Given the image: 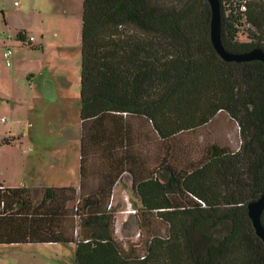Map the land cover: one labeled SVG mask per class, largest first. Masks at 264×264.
Masks as SVG:
<instances>
[{"label": "trees", "instance_id": "1", "mask_svg": "<svg viewBox=\"0 0 264 264\" xmlns=\"http://www.w3.org/2000/svg\"><path fill=\"white\" fill-rule=\"evenodd\" d=\"M219 4L224 48L264 51V0ZM210 17L207 0H82L79 190L0 185V245L73 244L75 264H264L247 214L264 193V64L222 60ZM220 114L234 148L178 145ZM125 173L139 243L115 234Z\"/></svg>", "mask_w": 264, "mask_h": 264}, {"label": "rangeland", "instance_id": "2", "mask_svg": "<svg viewBox=\"0 0 264 264\" xmlns=\"http://www.w3.org/2000/svg\"><path fill=\"white\" fill-rule=\"evenodd\" d=\"M0 9L7 13L4 16L0 11V43L7 37H12L10 42L15 43L10 46L12 53L7 59L3 57L0 47V143L3 137H17L20 130L28 129L35 118L29 107L33 104L31 94L34 86L41 79L53 81L56 100L49 102L47 109L41 110L42 133L38 136L35 129H31L45 147L41 151L42 159L27 157L23 163L26 166L36 163L38 168H42L40 173L45 183L53 181L77 185L79 137L76 129L80 124L82 0H0ZM21 10L25 11L24 19L34 16L43 30V37L33 34L35 41L32 42L40 44L38 49L15 41L13 31L5 27L6 17L10 24H14L20 20L17 11ZM246 27H242L238 34L240 40H247ZM25 124L27 126L23 128ZM236 140L235 126L220 114L203 129L183 133L178 139L179 143L176 142L178 145L188 143L191 151L196 152L199 149L195 147L196 144L205 146L216 142L232 149ZM24 141L22 138L16 142L19 146ZM5 145L8 144L0 145V150ZM27 147L25 145L22 151H27ZM179 147L183 149L182 145ZM13 164L17 165V161L13 160ZM20 172L18 167L10 168L6 176L17 178ZM137 204L138 199L129 190L128 177L124 176L112 199L116 211L115 234L119 239L139 243L144 238L142 233L138 235L139 226L134 214L129 212ZM158 227L163 233L165 226L158 224ZM214 233L216 235L217 231ZM74 250L73 244L63 243L0 246V264H75Z\"/></svg>", "mask_w": 264, "mask_h": 264}, {"label": "crops", "instance_id": "3", "mask_svg": "<svg viewBox=\"0 0 264 264\" xmlns=\"http://www.w3.org/2000/svg\"><path fill=\"white\" fill-rule=\"evenodd\" d=\"M16 4V1H15ZM0 11L4 14V16H7V13L3 12L2 9ZM18 12V19L21 16L20 20L18 22H14L10 24L9 20L6 17L5 20V27H8L10 31H13V38L16 40V34L18 32H24L26 38L29 40L32 36L34 38L33 41H35V37L33 34H39L41 37H43V30L39 28L37 25L36 19L34 16H29L28 18L23 17V13L25 14V11H17ZM27 20L28 22L24 21ZM27 23V24H24ZM9 39V40H8ZM12 37H7V40H3L0 43V47L2 48V54L3 51L6 47H12L13 44L10 42ZM10 42V43H9ZM21 45H23L20 41H18ZM33 43V42H32ZM34 44V43H33ZM38 45L40 48V44H35ZM25 46V45H23ZM10 47V48H11ZM20 51H22L20 49ZM17 54H15L16 56ZM4 57V56H3ZM35 90L32 91V98H33V104L30 105L32 113L34 115V120L31 121L29 124V132H27L28 129H23L19 131V135L17 137H3L1 139L2 144H8L5 145L6 147H3L0 150V185L3 187H10V188H22L25 187L30 190L31 195L34 199H37L40 196L41 190L46 187H75L77 190H79V166H78V183L77 185H72L70 186L69 183H54L53 181L51 183H45L43 180V176L40 173L42 168H38L36 163H31L30 165L26 166L24 164V160L27 157H32V158H38L42 157V150H45L44 145L40 144V139L36 136V133H33L31 131L32 128L35 129V131L38 133V136H40L41 128V120H40V113L42 108L47 109L48 108V103L56 100V92H55V85L54 82L51 80H46V79H41L38 81L37 85L34 86ZM80 118V117H79ZM27 124L24 125L23 128H26ZM76 135L79 137V156H80V137H81V120L78 128L76 129ZM24 138L26 141L20 142L19 146L16 141ZM8 139V142H2V140ZM15 139H17L15 141ZM65 139V138H64ZM27 147V151L23 152L22 148L24 146ZM80 158V157H79ZM42 159V158H41ZM13 160L17 161V165L13 164ZM54 162H56V159H54ZM18 167V169L21 170L19 177L17 178H10L7 177L6 174H9L10 168ZM124 176L128 177V185H129V190L133 194L131 190V180L132 178L128 174H124L120 180H118L112 190V199L114 196V193L116 192L117 186L124 180ZM117 184V185H116ZM134 195V194H133ZM23 245V244H20ZM0 246H12V245H0Z\"/></svg>", "mask_w": 264, "mask_h": 264}, {"label": "water", "instance_id": "4", "mask_svg": "<svg viewBox=\"0 0 264 264\" xmlns=\"http://www.w3.org/2000/svg\"><path fill=\"white\" fill-rule=\"evenodd\" d=\"M210 9V40L218 56L226 62L261 61L264 64V51L254 47L245 52H231L224 48L221 41V13L219 0H207ZM264 211V193L257 199L247 204V214L251 220L256 235L264 243V225L261 222V214Z\"/></svg>", "mask_w": 264, "mask_h": 264}, {"label": "built area", "instance_id": "5", "mask_svg": "<svg viewBox=\"0 0 264 264\" xmlns=\"http://www.w3.org/2000/svg\"><path fill=\"white\" fill-rule=\"evenodd\" d=\"M241 9L244 10L245 7L242 6ZM29 40H30V41H33V38L31 37ZM11 53H12L11 48H10V47H6V48L4 49V51H3V56H4V58H6V59L9 58V56L11 55ZM129 212L132 213V214H135V209H131V210H129Z\"/></svg>", "mask_w": 264, "mask_h": 264}, {"label": "bare ground", "instance_id": "6", "mask_svg": "<svg viewBox=\"0 0 264 264\" xmlns=\"http://www.w3.org/2000/svg\"><path fill=\"white\" fill-rule=\"evenodd\" d=\"M117 185V184H116Z\"/></svg>", "mask_w": 264, "mask_h": 264}]
</instances>
